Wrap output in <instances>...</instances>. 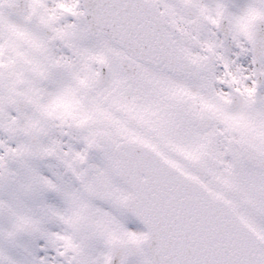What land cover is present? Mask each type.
Segmentation results:
<instances>
[{
  "label": "snow or ice",
  "instance_id": "obj_1",
  "mask_svg": "<svg viewBox=\"0 0 264 264\" xmlns=\"http://www.w3.org/2000/svg\"><path fill=\"white\" fill-rule=\"evenodd\" d=\"M0 264H264V0H0Z\"/></svg>",
  "mask_w": 264,
  "mask_h": 264
}]
</instances>
